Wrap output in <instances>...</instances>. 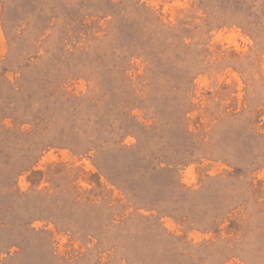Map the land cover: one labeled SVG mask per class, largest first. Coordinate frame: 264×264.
Segmentation results:
<instances>
[{
	"label": "rangeland",
	"instance_id": "374dc122",
	"mask_svg": "<svg viewBox=\"0 0 264 264\" xmlns=\"http://www.w3.org/2000/svg\"><path fill=\"white\" fill-rule=\"evenodd\" d=\"M0 264H264V0H0Z\"/></svg>",
	"mask_w": 264,
	"mask_h": 264
}]
</instances>
